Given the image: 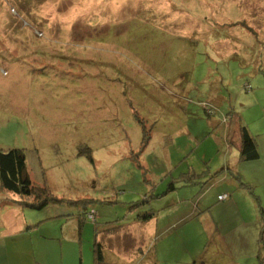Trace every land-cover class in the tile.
<instances>
[{"label":"rangeland","instance_id":"rangeland-1","mask_svg":"<svg viewBox=\"0 0 264 264\" xmlns=\"http://www.w3.org/2000/svg\"><path fill=\"white\" fill-rule=\"evenodd\" d=\"M241 126L264 161V0H0V151L58 199L0 204L48 264H94L95 238L101 264H264V221L208 210Z\"/></svg>","mask_w":264,"mask_h":264},{"label":"crops","instance_id":"crops-1","mask_svg":"<svg viewBox=\"0 0 264 264\" xmlns=\"http://www.w3.org/2000/svg\"><path fill=\"white\" fill-rule=\"evenodd\" d=\"M236 135L240 142V130L238 131V133H236ZM256 142L259 152V159L252 162H241L239 160L240 146H238L237 149L235 150L233 149L234 150L233 152L229 148L228 156L229 154H232L233 158L230 156L229 159L231 160L226 159L224 161L225 167L223 169L224 172L222 176V178L225 177V174H227L226 170L228 168L234 169L236 172H238L242 181H244L245 183H249L250 185L253 186V190L255 193H256L255 186H257L256 182H261L262 179L264 180V168H263L264 161L261 160L260 146L258 141ZM216 185H214V187ZM208 191L209 192L213 191V189L210 188ZM208 191L206 192L208 193ZM215 193L218 195H216L215 198L216 200H214L213 203L210 206H208L209 212L211 210V213L213 212L214 214V212L219 208L223 207L222 209H229L233 207L234 210L236 209V212L242 214L245 218H248L251 221V223L259 222L261 220L262 222L264 221L261 215L259 214L258 211L259 206L255 198L253 196H250L245 191L238 189L233 179L231 178L229 180L228 175L224 178L223 185L219 187L217 191H215ZM223 194H226L228 197L223 201H219L218 196ZM235 196L239 197L240 204L235 198ZM258 200H259V205L262 206V202L259 197ZM5 203H6V199L2 201V204H0V264H48L45 259V254L43 253V250L45 249L46 246L42 248L43 243L46 241L42 240L41 242L37 243L36 240L30 238L27 234L30 232L27 231L28 227L26 225V221L20 218L21 216L19 209L21 208L12 205H6ZM151 220L152 219H150L148 222H145L146 224L145 228L147 230L145 235H148L149 237L148 242H146L145 244H147L146 246L149 245L147 248L149 253L151 250L155 251L156 253L157 245H158L157 250L158 249L161 250L163 247L162 241L165 238L164 237L165 234L161 236L159 235V238L161 239H157V241L156 238L158 237H154V236L150 237L149 235L150 230L148 228L149 227L148 225ZM210 221L211 223H214L212 217ZM137 223L140 222L137 221ZM153 240L154 242L150 243ZM258 245L259 243L257 242L256 250L258 248V251L256 253V256L252 255L253 258L255 257L257 260L261 252V249ZM230 249L231 248H229V250ZM67 258L68 256H66V259H64L63 256L61 255L59 259V264H65V262L66 264H68ZM153 258H157V255L154 254ZM199 259L195 260L192 264H204ZM77 260L75 257V261H74L75 263L73 264H76ZM255 261L256 260H252L251 262L250 259L248 260V258L244 257L242 254L237 255L234 253H230L228 251L227 255L220 257L218 259L215 258V260H210V264H249V263L251 264L254 263Z\"/></svg>","mask_w":264,"mask_h":264},{"label":"trees","instance_id":"trees-1","mask_svg":"<svg viewBox=\"0 0 264 264\" xmlns=\"http://www.w3.org/2000/svg\"><path fill=\"white\" fill-rule=\"evenodd\" d=\"M239 130H240L239 160L241 162H252L258 160L259 152L255 138L252 135H250V133L244 126H241ZM143 138L144 139L142 141V146L146 145L147 143L146 135H144ZM226 172L233 179L238 189L245 191L250 196H253L255 198L259 206L258 207L259 211H263L262 206L259 205L258 196L253 190V186L250 185L249 183H245L244 181H242L240 175L234 169L228 168ZM199 176L200 174H196L195 176H193L194 179L193 181L198 182ZM215 176L216 175L214 174V177ZM0 186L5 192L9 193L10 195L18 196L20 199L23 198L30 199V201L32 202H28V203L23 202V205L34 210H41L44 207H46L49 203L51 204L58 201L57 198L51 195L48 188H46L45 186H36L31 181L27 173L25 154L20 149H8L6 151H0ZM220 196H218V200ZM219 201H223V200H219ZM18 204H22V201L20 202V201L11 200V204L7 203V205H13V206ZM90 213H94V212L93 211L87 212L86 218L89 221L90 220L94 221V215L91 216V218L88 217V214ZM146 213L147 214H145L144 216L142 215L137 216L136 220L140 223H145L148 222L150 219H152L155 214L153 210H150ZM261 216L262 217L264 216V211H263V215ZM95 240L96 241L94 242L93 245L95 264H100L103 262V253H102L103 246L100 244V242L97 241L96 238ZM260 240L263 244V246L260 247V249L262 250V247H264V241L262 239V235L260 236ZM258 259L262 260V256L259 255Z\"/></svg>","mask_w":264,"mask_h":264},{"label":"built area","instance_id":"built-area-1","mask_svg":"<svg viewBox=\"0 0 264 264\" xmlns=\"http://www.w3.org/2000/svg\"><path fill=\"white\" fill-rule=\"evenodd\" d=\"M226 197H227L226 195H222V196L219 197V200H224Z\"/></svg>","mask_w":264,"mask_h":264}]
</instances>
